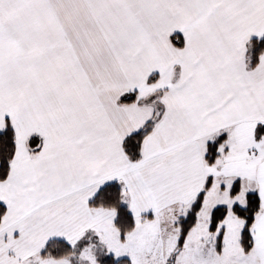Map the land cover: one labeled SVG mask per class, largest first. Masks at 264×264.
<instances>
[{"label": "snow or ice", "instance_id": "1", "mask_svg": "<svg viewBox=\"0 0 264 264\" xmlns=\"http://www.w3.org/2000/svg\"><path fill=\"white\" fill-rule=\"evenodd\" d=\"M0 264H264V0H0Z\"/></svg>", "mask_w": 264, "mask_h": 264}]
</instances>
